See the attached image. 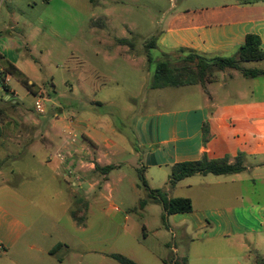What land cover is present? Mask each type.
I'll return each mask as SVG.
<instances>
[{
	"label": "rangeland",
	"instance_id": "374dc122",
	"mask_svg": "<svg viewBox=\"0 0 264 264\" xmlns=\"http://www.w3.org/2000/svg\"><path fill=\"white\" fill-rule=\"evenodd\" d=\"M213 1L0 0V50H9L6 56L33 84L30 94L17 74L9 75L0 64V100L6 92H15V104L2 102L0 108L3 131L16 128L19 135L38 136L40 119L51 118L56 108H61L66 121L72 116L82 123L74 129L71 149L89 150L83 134L96 132L100 148L110 153L105 162L117 166L106 183L99 180L94 197H86L84 189L65 182L62 175L69 177L67 166L56 169V147L38 150L33 155L19 151L15 175L11 176L7 169L4 174V178L10 179L9 185L15 186L11 189L19 192L17 206L8 205L29 226L14 249L18 264H119L109 257L111 254L135 264H183L185 259L186 264L264 262V233L206 238L203 233L216 230L212 220L204 222L202 228L194 223L175 226L170 217L162 222L161 205L148 203L140 208L138 202L147 193L141 182L139 155L133 147L137 117L158 109L189 107L199 101L201 89L211 95L218 93L226 102L236 91L242 97L248 96L253 87L241 71L225 69L207 72L203 78L195 74V85L149 88L155 62L165 60L164 54L170 56L171 66L179 69L188 65L183 58L189 53L151 50L154 64L150 65L145 45L160 36L165 20L175 8L178 11ZM121 40L127 43L121 44ZM188 66L196 73L194 65ZM242 66L264 69L261 62ZM182 74L186 80L187 72ZM5 77L8 86L1 88ZM254 86L256 96L264 97V77L255 79ZM37 98L45 105L43 115L34 111ZM9 120L19 121L18 125ZM36 121L39 125L33 126ZM71 139L72 136L68 140ZM107 142L112 145L110 149ZM22 145L20 142V149ZM68 151L58 149L63 156L69 155ZM1 189H6L4 184ZM218 189L222 190L212 186L207 194ZM3 192H9L8 188ZM162 193L167 200L186 198L188 194L187 189ZM254 194V202H264V185H254ZM199 202L210 206L220 203L210 198ZM237 224L247 223L240 218ZM25 242L33 244L36 250L24 249ZM58 244L61 246L53 257L49 256L47 251ZM12 260L8 254L0 264Z\"/></svg>",
	"mask_w": 264,
	"mask_h": 264
},
{
	"label": "crops",
	"instance_id": "0c3cea01",
	"mask_svg": "<svg viewBox=\"0 0 264 264\" xmlns=\"http://www.w3.org/2000/svg\"><path fill=\"white\" fill-rule=\"evenodd\" d=\"M247 35L257 36L264 52V0H214L209 5L178 11L175 8L165 20L156 46L165 53L185 50L205 57H234ZM9 42L16 45L12 39ZM8 51L0 50V64L3 67H15V61L6 56ZM260 62L264 64V60ZM242 64L243 69H248ZM255 79L257 78L248 79L253 87L246 97L240 96L236 91L225 102L218 93L211 95L209 91L201 89L199 101L189 107L158 109L142 113L135 120L133 147L139 155L143 177L149 189L166 193L175 189H187L185 197L190 200L192 210L168 216L175 226L194 223L202 228L204 222L212 220L216 230L203 234L206 238L214 239L264 233V202H254V185H264V97L256 96ZM8 101L4 95L0 100V108L2 102ZM11 103L15 104V100ZM61 114L62 109L56 108L51 118L44 117L40 119L41 123L34 122L33 126L40 123L37 127L41 129L38 136L19 135L16 128L3 131L0 121V186L4 184L6 188L0 190V260L11 254L13 260L9 264H18L14 249L29 230L28 224L12 208L19 202V192L11 189L15 186L9 185L10 179L4 178L6 169L11 176L15 175L14 165L19 161V151L33 155L38 150L56 147V169L67 166L69 177L62 175L65 182L72 187L84 189L83 196L86 197H94L99 180H102V184L106 183L107 176L117 167L110 161L105 162L110 153L102 151L96 132L83 134V141L89 146V150L84 147L78 151L72 150L74 129L82 123L76 122L72 116L70 121H66ZM8 122L18 125L19 121ZM71 136L70 141L68 139ZM20 142L24 143L21 149ZM111 146L107 142L106 147L110 149ZM59 148H67L69 155H61ZM204 156L208 160H225L228 165H234L240 158L244 169L229 175L196 174L169 187L168 180L174 165L195 162ZM73 157H76L74 161L69 159ZM47 162L51 163L50 158ZM110 166L112 169L108 173L98 170ZM212 186L222 190L207 194ZM7 188L9 192H3ZM243 190H248V193H243ZM209 198L220 203L211 206L200 202L197 204L200 199ZM240 218L247 224L238 225L237 220ZM24 244L27 251L36 250L33 244ZM52 248L47 251L51 257L53 255L49 252Z\"/></svg>",
	"mask_w": 264,
	"mask_h": 264
},
{
	"label": "trees",
	"instance_id": "16d2710c",
	"mask_svg": "<svg viewBox=\"0 0 264 264\" xmlns=\"http://www.w3.org/2000/svg\"><path fill=\"white\" fill-rule=\"evenodd\" d=\"M157 39H152L149 43L145 45L148 54L147 59L148 63L154 64V59L151 55V50H157L156 46ZM121 44H126V40H121ZM174 52H188L189 54L183 58V61L188 65H194V70H192L188 65L183 66L182 68H175L171 65L170 56L164 54L166 57L165 60L155 62L154 72L151 78L149 88L151 90L163 89L166 87H184L195 85V74L199 78H203L204 75L212 70L223 71L225 69H232L236 71H241L243 77L248 79L264 77V70L258 69H243L241 63L248 62H260L264 60V52L261 49L260 39L255 35H247L245 37L244 44L237 50V53L234 57H205L198 53L185 50H177ZM172 53V52H171ZM1 59V56H0ZM4 69H7L6 72L9 75H16L20 78L19 82L26 88V90L31 94V88L33 84H29L28 80L12 65H6ZM14 70V71H13ZM10 71V72H9ZM184 72H187L186 80L183 78ZM3 86L1 85V88ZM11 101V100H9ZM8 101V102H9ZM112 167H105L103 169H98L103 172H109ZM241 159L238 158L234 165H228L225 160H208L205 156L200 160L195 162H185L176 164L172 167L171 173L168 180L169 187H174L181 180L191 177L196 174L206 175H229L236 174L243 170ZM142 186L144 187L147 195L146 198L139 202V207L143 208L148 203H155L162 206L163 215L162 222L166 223L168 216L174 214H184L191 212L192 205L189 199L187 198H174V199H165L162 191L160 190H151L147 186L144 177L141 175ZM61 246V244L56 245L50 252V255H54L56 248ZM119 264H135L133 261L122 257L118 254L109 255ZM164 264H177L176 262L169 261ZM183 264H186V259Z\"/></svg>",
	"mask_w": 264,
	"mask_h": 264
},
{
	"label": "built area",
	"instance_id": "2783aa9c",
	"mask_svg": "<svg viewBox=\"0 0 264 264\" xmlns=\"http://www.w3.org/2000/svg\"><path fill=\"white\" fill-rule=\"evenodd\" d=\"M0 75H1V72H0ZM2 86H8L7 82H8V78L5 77L3 80H2ZM6 97L8 98V100H15V95H14V92L12 91H9V92H6ZM34 111L39 114V115H43L45 114V105L43 103V101L41 100V98H37V100L35 101L34 103Z\"/></svg>",
	"mask_w": 264,
	"mask_h": 264
}]
</instances>
